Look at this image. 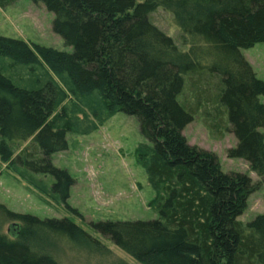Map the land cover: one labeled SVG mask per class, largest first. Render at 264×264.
<instances>
[{
  "label": "trees",
  "instance_id": "1",
  "mask_svg": "<svg viewBox=\"0 0 264 264\" xmlns=\"http://www.w3.org/2000/svg\"><path fill=\"white\" fill-rule=\"evenodd\" d=\"M15 1L0 0V8ZM32 1L55 16L53 32L74 52L0 36V67L13 75L0 72V164L42 194L48 187L34 176L55 178L52 192L66 203L74 181L52 156L68 149L67 133L90 134L119 113L135 117L147 141L137 159L159 219L93 228L142 264H264V215L239 222L264 185V82L242 54L264 43V0ZM159 9L174 17L186 51L152 22ZM186 76L197 103L215 105L213 120L225 114L237 141L228 157L245 161L258 184L224 173L216 154L188 143L194 115L178 102ZM8 222L20 229L0 231V264H58L34 247L38 236L100 246L67 219L0 204V224Z\"/></svg>",
  "mask_w": 264,
  "mask_h": 264
},
{
  "label": "rangeland",
  "instance_id": "2",
  "mask_svg": "<svg viewBox=\"0 0 264 264\" xmlns=\"http://www.w3.org/2000/svg\"><path fill=\"white\" fill-rule=\"evenodd\" d=\"M54 19L55 16L44 5H36L32 0H17L0 8V36L72 54L73 48L66 46L63 39L53 32ZM151 20L175 41L180 50L188 49L181 45V32L169 12L159 9ZM242 54L258 79L264 82V43L243 50ZM0 72L13 76L3 67H0ZM189 78L185 77L184 90L178 97L180 105L194 115L193 122L184 130L188 143L216 154L224 173L245 174L254 185L258 184L260 179L250 172L245 161L228 157V151L236 147L237 141L225 114L222 113L220 120H213L215 105L197 103L195 94L190 90ZM16 82L22 86L17 79ZM261 101L264 104V98ZM72 102L73 99L67 103L70 118L73 117ZM78 117L84 119L83 115ZM78 129L74 127V131L67 133L68 149L52 156L54 167L68 172L74 181L66 203L61 200V193L52 192L57 182L55 178L34 176L40 189L48 187V194H42L29 185L28 180L0 164V204L11 212L41 220L67 219L100 243L93 249L68 240L57 242L38 236L33 242L34 247L50 254L58 264H142L93 228L107 221L149 222L159 219L152 206L156 193L137 159L139 147L147 144L141 135L139 122L135 117L119 113L90 134H80ZM28 145H16V152ZM261 215H264V185L250 195L239 222L245 227ZM12 225L1 223L0 231L10 235Z\"/></svg>",
  "mask_w": 264,
  "mask_h": 264
},
{
  "label": "water",
  "instance_id": "3",
  "mask_svg": "<svg viewBox=\"0 0 264 264\" xmlns=\"http://www.w3.org/2000/svg\"><path fill=\"white\" fill-rule=\"evenodd\" d=\"M19 229H20V225L18 224H13L10 229H9V233L12 235V236H15L14 233H17L19 232Z\"/></svg>",
  "mask_w": 264,
  "mask_h": 264
}]
</instances>
